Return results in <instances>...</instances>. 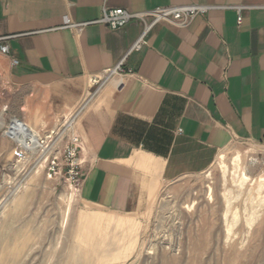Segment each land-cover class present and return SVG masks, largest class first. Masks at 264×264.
Masks as SVG:
<instances>
[{
	"label": "crops",
	"instance_id": "crops-1",
	"mask_svg": "<svg viewBox=\"0 0 264 264\" xmlns=\"http://www.w3.org/2000/svg\"><path fill=\"white\" fill-rule=\"evenodd\" d=\"M188 5L212 9L185 28L154 25L138 51L139 20L66 26ZM0 39V129L13 150L15 123L42 137L85 102L78 197L89 206L140 213L231 141L264 144V0H0ZM122 61L123 74L91 84Z\"/></svg>",
	"mask_w": 264,
	"mask_h": 264
},
{
	"label": "rangeland",
	"instance_id": "rangeland-1",
	"mask_svg": "<svg viewBox=\"0 0 264 264\" xmlns=\"http://www.w3.org/2000/svg\"><path fill=\"white\" fill-rule=\"evenodd\" d=\"M4 132L0 264H264V144L231 141L205 173L123 215L85 204L42 163H17Z\"/></svg>",
	"mask_w": 264,
	"mask_h": 264
},
{
	"label": "built area",
	"instance_id": "built-area-1",
	"mask_svg": "<svg viewBox=\"0 0 264 264\" xmlns=\"http://www.w3.org/2000/svg\"><path fill=\"white\" fill-rule=\"evenodd\" d=\"M211 9L212 7L203 5L168 6L136 14L128 13L122 9H104L101 18L96 21L82 24L67 22L66 26L77 32H80L83 27L92 24H101L111 30H116L124 27L131 20H139L144 24V31L131 48V50L138 51L144 43L143 38L145 34L154 25L165 23L185 28L190 25L195 17L205 15ZM240 21L241 18L239 16L237 19L238 25ZM7 53L8 47L1 45L0 54L6 55ZM123 61L117 67L105 73L104 77L91 79V84L93 86L101 85L109 75L123 74ZM14 64L16 62H13ZM84 106L85 102L83 101L71 112L60 117L56 126L47 131L42 137L34 135L31 132L30 138H26L25 140L21 132H19L20 130L13 129V139H15L14 143L16 144L15 161L20 163L25 160H31L34 164L42 163L49 179L62 181L77 196L83 180V171L79 158L82 141L77 132V125L84 111ZM18 138L19 141L16 142Z\"/></svg>",
	"mask_w": 264,
	"mask_h": 264
},
{
	"label": "bare ground",
	"instance_id": "bare-ground-1",
	"mask_svg": "<svg viewBox=\"0 0 264 264\" xmlns=\"http://www.w3.org/2000/svg\"><path fill=\"white\" fill-rule=\"evenodd\" d=\"M13 129H15V130L18 129V131L20 130L19 132H21V134L23 135V137H24L25 140H26V138L29 139L30 136H31V133L28 132L29 130H28L25 126H23V125H21V124H19V123H15ZM13 132H14V130L11 131L12 134H13ZM17 141H19V138H18ZM246 181H248V179H247L245 176H242L241 183H244V182H246ZM261 181H263V180H261ZM261 186H262V185H261ZM72 262H73V261H72ZM70 264H71V263H70Z\"/></svg>",
	"mask_w": 264,
	"mask_h": 264
}]
</instances>
